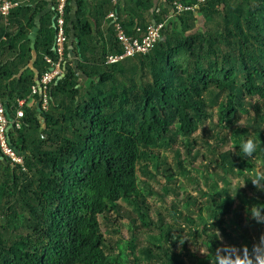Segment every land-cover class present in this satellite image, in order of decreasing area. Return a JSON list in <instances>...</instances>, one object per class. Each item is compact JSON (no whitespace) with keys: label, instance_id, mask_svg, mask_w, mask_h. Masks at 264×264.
Listing matches in <instances>:
<instances>
[{"label":"trees","instance_id":"16d2710c","mask_svg":"<svg viewBox=\"0 0 264 264\" xmlns=\"http://www.w3.org/2000/svg\"><path fill=\"white\" fill-rule=\"evenodd\" d=\"M138 1L131 0L134 7L128 5L125 12L117 11L129 36H136L139 26L146 28L144 8L153 6L148 0ZM180 2L197 4V0ZM100 4L106 8L107 2ZM78 6L75 30L84 56L92 29L84 0H78ZM199 6L196 11L204 20L200 27L196 12L171 18L163 39L148 54L107 63L108 55L123 51L113 25L109 50L93 52V60L85 57L75 69L65 52L64 76L53 82L47 110L25 106L21 128L10 130L12 145L25 153L26 171L13 168L0 154V264H127L128 249L135 256L132 263L145 254L153 260L148 264H184L181 255L163 242L159 252L146 246L138 253L137 234L117 244L118 255L108 253L111 248L100 216L107 224L115 223L113 215H120L123 203L128 204L158 230L160 240L168 241L171 227H166L163 216L156 222L150 218V204L138 185V168L140 164L147 177L163 185L159 175L175 182V167L190 178L186 159L192 165L200 159L204 183L192 179L209 205L207 219L203 205L199 207V226L190 216H178L180 232L188 228L193 236L207 239L201 242L205 255L186 254L196 258L195 264H220L221 241L209 234L217 227L229 240L225 251L244 244L243 250L251 249L247 258L253 264L257 256L264 257L263 222L248 211L253 205L264 208L255 198L264 197V191L251 182L264 179V111L258 103L264 101V0H207ZM114 8H106L103 17ZM65 9L69 39L68 2ZM130 12V17L122 16ZM160 13H155L158 22L169 10ZM43 26L39 45L44 56L35 64L39 77L51 69L47 56L57 60L55 27L50 22ZM27 63L0 64V95L5 101L10 97L13 120L18 100L27 99L37 86L32 74L16 77ZM77 71L87 77L84 84ZM34 95L39 100V92ZM243 115L247 117L241 123ZM200 130L210 135L202 137L207 153L197 148L195 134ZM249 138L256 149L245 157L240 146ZM177 142L182 151L174 146ZM163 150L174 153L175 165ZM149 159H155L154 169L149 168ZM236 176L244 187L232 188L230 180ZM237 190L241 202L235 205L231 191ZM186 196L191 210L190 203L195 207L197 200ZM226 221L233 222L231 231L224 226Z\"/></svg>","mask_w":264,"mask_h":264},{"label":"rangeland","instance_id":"374dc122","mask_svg":"<svg viewBox=\"0 0 264 264\" xmlns=\"http://www.w3.org/2000/svg\"><path fill=\"white\" fill-rule=\"evenodd\" d=\"M258 98H255L254 101L258 102ZM262 106L261 109L264 111V101L258 102ZM253 112V110H250ZM247 116L243 115V117L240 119V122H245V118ZM195 137L198 141L197 148L202 153H207L206 146L202 143V137L209 138L210 135L207 132H204L202 130L198 131L195 134ZM182 138H179V141H181ZM176 148L180 149L182 151V144L180 142H177L174 145ZM230 144L225 147V149L230 148ZM163 156L167 157L168 162H170L172 165L176 163L174 153L169 150H163ZM184 158V156H183ZM149 164V168L154 169V161L155 159H149L147 160ZM146 161H142V163H145ZM185 167H187L190 171V178L189 176H184L181 172H178L176 170V167L174 170L176 171V174L174 176L175 182H169L168 178L165 175L160 174L158 179L161 180L163 185H160L155 180H153L150 177H147L142 168H138V185L143 194L147 197L148 202L150 204V208L148 209V213L150 215V218L156 222L158 221V218L160 216H163L164 222H166V227H171V236L168 241L160 240V234L158 230L155 227L148 226L149 220L145 218H140L138 216V213L136 209L133 210V207L124 204V210L121 212L120 215L114 214L113 219L115 220V223H109L107 224L103 218V216H100V222H101V231L104 233V236L106 238V245L108 244V247L111 248V250H108V253H112L115 256L118 255L120 250L117 248L118 243H124L125 240L131 239V237L134 234H137L140 236L141 241L139 242L137 246V251L140 253L142 251V248L148 246L151 250L154 252H159L158 246L163 242L165 247H168L171 251H173L177 255H181V257L184 260V264H195L197 261L195 257L192 255H187V251H191L192 253L199 254V255H205L207 253L206 247L201 242L203 240H207L205 237H200L198 235L193 236L191 233H189V229L185 228L182 232L179 231L177 219L178 216H190L193 218L195 222H197L196 226L200 225L201 219L199 217V207L203 205V217L208 218L209 214V205L208 203H205V200L207 197L202 195L198 188L196 181L192 179L193 177H197L200 179L201 185L204 183L203 179V170L202 166L200 165L201 161L200 159L197 160L194 165H192L188 159L185 160ZM258 164H260V161H258ZM230 182L232 183V188H235L237 185L244 187V182L241 177H231ZM223 183H220L222 185ZM167 189H170L167 192ZM175 190V193H174ZM234 192L233 196L235 197V205H238L241 202V197L239 194V191H231ZM189 194L192 197H195L197 200V204L193 205V202L191 206V210L188 209L187 206V200L185 197ZM249 196H252V192L248 193ZM256 200L261 201L264 203V197L255 195ZM204 202V204H202ZM231 216V215H230ZM229 216V217H230ZM136 220V222H133V220ZM150 219V220H151ZM117 220V222H116ZM183 220H180L182 222ZM179 222V223H180ZM209 222H213L212 220H209ZM232 223L230 221H226V224L224 226L227 228L228 231L232 230ZM246 224L243 225V227ZM262 232L261 235L264 238V222L261 225ZM252 235H256V232L253 230L251 231ZM215 234L219 240L221 241V246H219L218 249V255L220 257V264H253L254 262L248 259L247 257L250 256L251 249L243 250V245H238L237 247L233 248L230 252L224 250V246L229 244V240L226 239L222 232L215 227L214 231L210 232L209 234ZM235 236H237V233H234ZM181 236V240H179V237ZM192 237H196L194 240ZM183 241L185 242H182ZM224 250V251H223ZM129 255L130 262L127 264H148L149 261H153L152 259L148 258L145 254H139V257H137V260L135 263H132L131 260L135 259V256L131 253V251L128 249L127 251ZM137 253V254H138ZM249 254V255H248ZM248 255V256H247Z\"/></svg>","mask_w":264,"mask_h":264},{"label":"crops","instance_id":"0c3cea01","mask_svg":"<svg viewBox=\"0 0 264 264\" xmlns=\"http://www.w3.org/2000/svg\"><path fill=\"white\" fill-rule=\"evenodd\" d=\"M102 1L107 2L106 8L115 7L104 17L103 14L106 8H101L100 3ZM180 1L181 0H148L147 2H151L153 6L150 9L144 8L146 23H158L155 18V13L161 14L162 12L160 13V11L163 9H168L169 13L166 14L165 17L163 15L162 20L171 16L172 5L174 2ZM20 2L22 6L14 9L7 18L0 15V64H7L9 62H28L22 67L16 77H20L24 74H32L37 81L39 78V71L35 64L44 56L41 45H39V41L42 39L41 31L44 27L43 23L47 27V23L50 22L51 26L53 28L55 27V8L57 6V0H20ZM67 2L71 7V19L69 21L70 37L67 40L68 43L66 44L68 46L67 50L65 48V52L67 51L68 62H71L76 69L80 62H84L85 57H87L89 61L93 60V52L99 55L103 50H109L110 40L114 36L113 32L110 30V26L113 25V19L110 16L111 13H115L118 10H124L125 12L128 5L134 7V4H132L131 0H84L87 6V16L85 17L91 24L92 37L86 46V51L83 56L80 37L75 30L78 19V0H67ZM138 2L140 1L137 0V3ZM147 2H143V5ZM196 5H198L197 9H199V4L197 3ZM187 12H196L199 27L202 25V22L204 23L202 15L198 14L197 11ZM130 14L132 13H125V15L122 16L130 17ZM162 20L159 22H162ZM28 55L30 56L29 59ZM77 73L80 75L81 84H84L87 77L82 72L77 71ZM39 100H37L35 95L31 94L26 99V106L28 108H38ZM38 112H40L39 108ZM14 117L16 118V114Z\"/></svg>","mask_w":264,"mask_h":264},{"label":"built area","instance_id":"2783aa9c","mask_svg":"<svg viewBox=\"0 0 264 264\" xmlns=\"http://www.w3.org/2000/svg\"><path fill=\"white\" fill-rule=\"evenodd\" d=\"M207 0H197L198 4H202ZM66 2L67 0H57V6L55 8V41L54 51L57 54V60H53L47 56L46 60L51 65V69L45 72L40 77V85L32 88V95L39 92L41 93L40 102L41 109L47 110L48 102L50 98V92L53 89V82L59 81L64 76V69L62 67L63 59L65 56V48L68 40L66 34ZM20 0H0V15L7 18L11 11L20 6ZM196 4L185 5L180 2H174L172 5V15L166 17L162 22L149 23L145 29L140 26L137 27V35L129 36L122 27L117 12L111 13L113 19V27L115 36L123 51L121 54H110L107 57L106 62L114 64L123 61L127 58L135 57L136 55H145L150 53L156 46V44L163 39V31L167 22L176 16L182 15L187 11H196ZM26 99L18 100L19 110L16 112V119H10L7 114L6 101L0 95V152L5 156L9 163L19 167L22 171H26L25 156L18 151L11 143L10 130L13 128L20 129V119L25 117Z\"/></svg>","mask_w":264,"mask_h":264},{"label":"clouds","instance_id":"9594fccd","mask_svg":"<svg viewBox=\"0 0 264 264\" xmlns=\"http://www.w3.org/2000/svg\"><path fill=\"white\" fill-rule=\"evenodd\" d=\"M56 32V29H55ZM56 35V34H55ZM55 41V40H54ZM40 78V77H39ZM245 157H251L256 149V144L252 139H246L240 146ZM22 153V152H21ZM3 155V154H2ZM25 156V154H23ZM258 176V174H257ZM253 185H255L259 190L264 191V179L253 178L251 179ZM250 216L255 219L257 222H264V208H261L257 205H253L248 209ZM257 264H264V257L257 256Z\"/></svg>","mask_w":264,"mask_h":264},{"label":"water","instance_id":"95a60500","mask_svg":"<svg viewBox=\"0 0 264 264\" xmlns=\"http://www.w3.org/2000/svg\"><path fill=\"white\" fill-rule=\"evenodd\" d=\"M31 39H33V38H31ZM37 84H38L39 87L41 88V85H40V78H38V80H37ZM40 96H41V93H40ZM9 102H10V97L8 96V98H7V100H6V109H7V114H8V116H9V118L12 119V117H11V113H10V110H9V104H8ZM38 108H39V110L41 111V102H40V101L38 102ZM18 151H19V150H18ZM0 154H2V153L0 152ZM22 154H25V153H22ZM2 158H5V156H2ZM11 165H12L13 168L16 167L14 164H11Z\"/></svg>","mask_w":264,"mask_h":264}]
</instances>
